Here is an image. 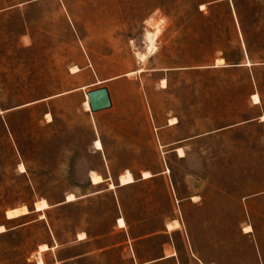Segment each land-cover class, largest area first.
<instances>
[{
    "label": "rangeland",
    "instance_id": "374dc122",
    "mask_svg": "<svg viewBox=\"0 0 264 264\" xmlns=\"http://www.w3.org/2000/svg\"><path fill=\"white\" fill-rule=\"evenodd\" d=\"M95 77L117 79L92 118L87 92L71 91ZM91 172L104 182L92 186ZM125 172L136 182L115 189ZM165 189L198 197L181 213L205 261L252 264L242 232L264 247V0H0V264H36L41 245L43 264H60L117 242L75 237H106L120 210L134 236L161 230Z\"/></svg>",
    "mask_w": 264,
    "mask_h": 264
},
{
    "label": "crops",
    "instance_id": "0c3cea01",
    "mask_svg": "<svg viewBox=\"0 0 264 264\" xmlns=\"http://www.w3.org/2000/svg\"><path fill=\"white\" fill-rule=\"evenodd\" d=\"M90 67H91L90 64L83 65L82 67L78 68L79 71L77 73H80L81 71L89 72ZM116 79L117 78L99 80L97 77H95V79L90 81L87 85L79 87L71 92H77L82 90L88 93L90 91H93V90H89V88L98 87V86L100 87H98L97 89L102 87L107 88V86H102V85L107 84ZM55 97L58 96L49 97L47 98V100H51L52 98ZM110 102H111V98H110ZM100 112L93 114L91 112H87V113H89L90 117L93 118V115L98 114ZM96 139L99 138H95L94 140ZM93 141H92V147H93ZM177 149H181V148H176L174 150V153L176 154H177ZM178 158L184 159L185 156L183 157L178 156ZM162 176L163 173H158L156 175H152V177L147 180H142V179L140 180L148 181L156 178H161L163 180ZM118 186L119 184L116 186L115 189L126 187V186L124 187H118ZM165 192L167 195V202L170 213L166 217V222L161 230L152 233L141 234L139 236H134L132 234L133 227L127 222L126 218L123 216L120 210L119 216H116V218L114 219L111 229L106 235V237H98L88 240L87 234H85L84 232L81 233L85 235V239L79 241L77 240V236L75 237V242L78 245H82V244L85 245L92 243L95 244L96 241H98L100 238L101 239L107 238L111 240L116 235L121 236V239L119 241L101 247H94L92 250H88L82 254H79L74 258H67L65 260H62L60 264H76V263L79 264L83 261H92L93 264H225V255L222 257L221 261H213V260L208 262L205 261V259L195 250L192 242L188 237L187 231L185 229V224L181 213V209L183 208L185 201L196 203L198 200L197 201L193 200V198H195L196 196L195 197L191 196L188 199L184 200L177 198L176 194H173V198H172V195L169 192H167L166 189ZM117 203L120 208L119 202L116 198V204ZM176 211L178 212V215L176 214ZM119 217H121L124 220L125 226L123 228H119L116 224L117 219ZM174 222H176L178 226L172 229H168L167 226L173 225ZM249 227L251 228V226ZM242 233L245 240L246 239L249 240V243L252 245V248L254 250L252 264H264V247H262V244L259 241H257L252 228L250 233H244V232ZM159 238H162V241L159 243V246L157 247L158 250L153 256H150L149 247L151 243L155 242ZM116 252H117V257L113 258Z\"/></svg>",
    "mask_w": 264,
    "mask_h": 264
},
{
    "label": "bare ground",
    "instance_id": "6f19581e",
    "mask_svg": "<svg viewBox=\"0 0 264 264\" xmlns=\"http://www.w3.org/2000/svg\"><path fill=\"white\" fill-rule=\"evenodd\" d=\"M159 32H160L159 29H155L154 33H147L146 34V39L148 41V45H149V48H150L151 51H155V44L154 43H155V40H156ZM139 58H140L139 60L141 62L146 60V56L145 55H141ZM222 63H223V60H217L216 61V64H222ZM246 66H249V64H246ZM216 67H217V65H216ZM73 71H74V69H73ZM74 72H77V70H75ZM138 72H142V70H139ZM162 85H164V81L162 82ZM86 99H87V97H86ZM251 100H252L254 105H257L260 102L259 97H258L257 94L251 95ZM84 106H85V110L90 112L88 101L84 103ZM48 118H49V116H48ZM170 122L173 123L174 120H171ZM94 147H95V149L97 151H102V144H101L100 140H96L94 142ZM177 154H178L179 157H183V151L181 149H177ZM19 169H20L21 172L25 171L23 165H20ZM151 177H152V175L150 173L144 172L142 174L141 179L142 180L143 179L146 180V179H149ZM89 180H90V183H91L92 186H97V185H100V184H102L104 182V180L101 178V176L96 174V173H94V172H91L89 174ZM133 182H134V180H133L131 174L129 172H125L123 175H121L119 177V186L118 187L126 186V185H129V184H132ZM114 187H113L112 184H110V189H113ZM66 200H67L66 201L67 203H71V202L75 201L76 198H75L74 195L70 194V195L67 196ZM46 209H48V206H47V204H46V202L44 200H41L40 202H38L36 204L35 211L40 212V211H44ZM28 213L29 212L26 210L25 207H21L19 209H14V210L7 211L6 212V218H7V220H13V219H17L19 217L25 216ZM41 218L42 217H40V219ZM116 224H117V226L119 228H123L125 226L124 220L121 217L117 219V223ZM177 226H178V224L175 222L174 223V228L177 227ZM169 229H171V227H169ZM4 231H5L4 227L1 226L0 227V233H2ZM244 232L245 233L250 232V228L249 227L244 228ZM83 239H85V235L84 234H79L78 240L80 241V240H83ZM47 250H48V247L46 245L39 246V252L36 254V264H43V260H42V258L40 256V254L43 253V252H46Z\"/></svg>",
    "mask_w": 264,
    "mask_h": 264
},
{
    "label": "water",
    "instance_id": "95a60500",
    "mask_svg": "<svg viewBox=\"0 0 264 264\" xmlns=\"http://www.w3.org/2000/svg\"><path fill=\"white\" fill-rule=\"evenodd\" d=\"M86 97L89 103L91 113H97L104 111L111 107L109 93L106 87H102L86 93ZM58 204L56 206L62 205Z\"/></svg>",
    "mask_w": 264,
    "mask_h": 264
},
{
    "label": "trees",
    "instance_id": "16d2710c",
    "mask_svg": "<svg viewBox=\"0 0 264 264\" xmlns=\"http://www.w3.org/2000/svg\"><path fill=\"white\" fill-rule=\"evenodd\" d=\"M247 58L248 60H251V55L249 53V51L246 52ZM226 64L230 67V66H240L241 64L239 63V60H225ZM251 64V63H250ZM252 66V65H251ZM133 178V177H132ZM134 180V179H133ZM135 182V180H134ZM133 182V183H134ZM132 183V184H133ZM130 185V184H129ZM128 186V185H126ZM124 187V186H123Z\"/></svg>",
    "mask_w": 264,
    "mask_h": 264
}]
</instances>
